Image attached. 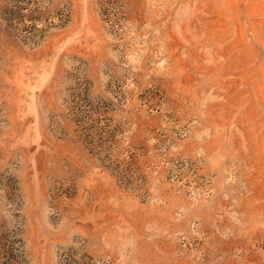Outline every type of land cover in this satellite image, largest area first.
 <instances>
[{
	"label": "rangeland",
	"instance_id": "rangeland-1",
	"mask_svg": "<svg viewBox=\"0 0 264 264\" xmlns=\"http://www.w3.org/2000/svg\"><path fill=\"white\" fill-rule=\"evenodd\" d=\"M0 264H264V0H0Z\"/></svg>",
	"mask_w": 264,
	"mask_h": 264
}]
</instances>
